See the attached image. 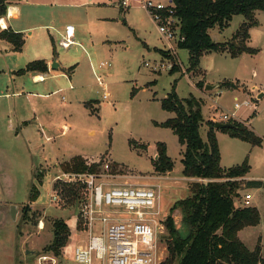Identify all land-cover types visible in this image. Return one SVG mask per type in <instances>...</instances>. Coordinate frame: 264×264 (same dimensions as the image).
Here are the masks:
<instances>
[{
  "label": "rangeland",
  "instance_id": "374dc122",
  "mask_svg": "<svg viewBox=\"0 0 264 264\" xmlns=\"http://www.w3.org/2000/svg\"><path fill=\"white\" fill-rule=\"evenodd\" d=\"M15 1L21 10L17 22L29 26L25 33L31 31L32 35L22 52L5 53L8 43L0 40V264H40V256H46L43 264H76L73 248L87 237L86 226L78 216L83 188L58 177L64 172L62 164L76 155L83 156L88 163H97L95 174L99 181L152 188L165 219L177 200L192 194L193 184L201 180L182 176L183 147L178 146L171 129L153 124L174 115L160 107V99L172 87L183 99L189 95L201 97L199 90L203 91L204 87L196 86V82L203 79L210 85L219 84L217 81L223 79L243 83L244 87L237 85L243 90L242 94L236 93L239 99L263 93L256 101L252 100L258 109L250 117L249 127L264 133V10L255 12L258 25L250 28L248 45L258 50L255 54L231 57L225 52H207L200 57L199 65L190 69L188 51L177 48L183 68L170 73L153 71L144 65L160 59L154 47L163 50L165 41L142 7V0H125V5H121V0ZM243 21L244 17L238 14L232 16L225 28L209 29L212 40L230 41ZM66 24L74 26L76 41L63 49L57 43ZM54 47L55 56L59 53L62 64L75 67L70 79L48 75L45 83L50 89L46 92L55 89L54 83H59L62 89L44 96L38 94L44 83L34 81L29 72L17 74L15 71L33 60L28 58L36 48L41 57L50 59L54 56ZM100 62L109 65L100 67ZM96 76L101 77L105 90L97 84ZM212 90L215 95L206 100L203 109L206 118L231 109L235 95L225 92L224 87ZM105 91L108 96L103 98ZM79 100L91 101L96 109ZM216 106L219 107L213 110ZM252 109L243 107L238 114L245 116ZM33 110L36 120L19 129L16 116L30 112L31 120ZM253 117L257 119L252 124ZM36 122L47 127L45 134ZM206 130L204 121L199 129L203 139ZM215 130L221 167L237 165L247 156L250 175L264 176L263 136L261 145L253 146L220 129ZM157 142L165 144L174 162L170 172L154 171L152 158L156 156ZM141 144L147 148L142 149ZM33 185L39 194L35 201H29ZM245 193L252 194L250 206L259 208L261 220L256 226L243 229L247 233L243 239L250 249L258 244L264 257V188H248L243 190L242 194ZM53 195L57 200L51 199ZM238 203H243L242 195ZM11 205H16L14 220L10 216ZM26 205L28 210L23 209ZM172 216L178 228L184 230L179 209ZM55 220L64 221L68 228L66 243L59 247L58 255L48 249L53 241ZM98 230V226L93 227L94 233ZM165 236L164 226L158 243L160 251L167 254Z\"/></svg>",
  "mask_w": 264,
  "mask_h": 264
},
{
  "label": "trees",
  "instance_id": "16d2710c",
  "mask_svg": "<svg viewBox=\"0 0 264 264\" xmlns=\"http://www.w3.org/2000/svg\"><path fill=\"white\" fill-rule=\"evenodd\" d=\"M174 16L179 21L180 38L177 47L189 53V68L199 64L200 57L207 52H225L231 57L241 53L255 54L258 50L246 45L249 29L258 25L255 12L264 10V0H169ZM121 2V1H120ZM9 0H0V17L5 15ZM242 15L244 21L233 33L231 40L213 41L209 29L225 28L232 16ZM0 40L11 44L13 51H19L24 43L21 32L10 28L0 30ZM161 55L167 52L161 49ZM174 67L170 73L177 71ZM44 59L29 61L17 70L22 74L28 71L46 72ZM196 86L203 87L202 81ZM219 87L236 88V84L223 80ZM134 94V90L131 91ZM160 107L174 115L162 122L154 121L156 126L166 127L176 135L183 146L181 163L182 176L200 179L193 184L192 194L177 200L170 208V214L164 220L166 257L161 264H264L261 249L256 244L252 249L238 237V232L247 226H256L260 214L255 206L239 204L243 190L264 187V180H244L249 171L247 157L228 168L220 166V154L215 137L214 122L206 120V140L199 129L203 123L201 113L202 100L193 95L180 99L172 87L171 91L160 99ZM255 113V112H254ZM253 113V114H254ZM231 129H222L231 137L246 141L253 146H260L262 138L256 135L244 123L234 122ZM137 146L133 141L129 142ZM146 149L145 144H141ZM154 171L163 174L173 169L174 162L168 156L163 142L156 143V157L152 158ZM64 172L95 173L97 163H88L83 156L76 155L62 164ZM71 190V189H70ZM38 189L33 185L29 201L38 197ZM28 205L23 209L28 210ZM181 213L180 230L173 219L172 212ZM184 232V234L182 233ZM68 237V228L64 221L53 222V241L49 246L54 254H59Z\"/></svg>",
  "mask_w": 264,
  "mask_h": 264
},
{
  "label": "built area",
  "instance_id": "2783aa9c",
  "mask_svg": "<svg viewBox=\"0 0 264 264\" xmlns=\"http://www.w3.org/2000/svg\"><path fill=\"white\" fill-rule=\"evenodd\" d=\"M121 0V5H125ZM142 7L156 24L160 36L164 39V51L167 56L144 65L153 71H169L174 67L183 68L176 49L179 34V21L174 16L170 1L166 4L152 0H142ZM74 26L67 24L58 40V46L66 49L74 41ZM109 64L100 62V67ZM99 86H103L100 76H96ZM107 94H103L106 98ZM256 96L239 99L233 97L231 109L222 110L213 122H240L249 127L248 121L255 111ZM243 107H252L247 119H241L238 111ZM66 183L83 188V195L78 203V216L86 226L87 237L84 244L74 246L72 257L76 264H161L166 257L160 251L158 237L164 227L165 218L156 204L157 194L146 186L123 185L102 182L95 173L63 172L58 176ZM53 201L57 196H51ZM251 194L243 197V205H250ZM98 226V233L93 227ZM166 250V248H165ZM164 254V256H163ZM46 256H40L43 264Z\"/></svg>",
  "mask_w": 264,
  "mask_h": 264
},
{
  "label": "crops",
  "instance_id": "0c3cea01",
  "mask_svg": "<svg viewBox=\"0 0 264 264\" xmlns=\"http://www.w3.org/2000/svg\"><path fill=\"white\" fill-rule=\"evenodd\" d=\"M37 2V1H36ZM97 5H100V2H97L96 3ZM20 12H21V10H20V7H19V5H18V3H17V1H15V0H9V4H8V6H7V9H6V13H5V15H3L2 17H0V21H2V23H0V30H3V29H6V28H10L12 31H14V32H21L22 33V38H23V41H24V43H23V45H22V47H21V49L19 50V51H13V50H11V44L9 43V42H7V41H5V40H1V41H5V42H7L8 43V45L6 46V48H4V52L5 53H11V52H22L23 50H24V47L25 46H27V43H28V41H29V39H30V37H31V35H32V32L31 31H28L27 33H25V31L26 30H28V29H30V27L29 26H23V25H20V23H18L17 22V20L20 18ZM67 25V24H66ZM63 32H64V29L63 30H61L60 31V34L62 35L63 34ZM74 37H75V32H74ZM75 40V39H74ZM251 40V33H250V29H249V38L247 39V41H246V45L247 46H249L248 45V43H249V41ZM76 41V40H75ZM146 46V45H145ZM30 47V46H29ZM148 47V46H147ZM250 47V46H249ZM150 48V47H149ZM154 49L155 50H157L158 48L157 47H154ZM160 49V48H159ZM163 50H164V46H163V48H162ZM158 51V50H157ZM159 53H160V55H161V51H158ZM176 53H177V51H176ZM54 56H52L50 59L49 58H43V57H41V56H43V55H40V53H39V50L36 48L35 50H34V52H32V57H30V58H28V59H33V60H36V59H44L45 60V62H46V66H47V70H46V72H39V71H28L29 72V74H31L32 75V78L34 79V81H40L41 83H44V84H42L40 87H39V90L41 91V93H38V94H41V95H44V96H47V95H49V94H51L52 92H58V91H61V89H62V87H60V84L59 83H54L53 84V86H54V90L53 91H51L50 93H49V91L48 92H46V90H48V89H50V85L49 84H47V83H45L46 82V78L48 77V75L50 76V78H59V77H64V78H66L67 79V76L69 77V79H70V74L74 71L73 70V68L75 67L73 64L71 65L70 63H66V64H62L61 63V61H59V53H56L57 54V56H55V47H54ZM227 54V53H226ZM228 55V54H227ZM178 56V55H177ZM32 61V60H31ZM200 61V60H199ZM29 62V61H28ZM27 62V63H28ZM64 62V61H63ZM66 62V61H65ZM73 62V61H72ZM26 63V64H27ZM25 64V65H26ZM199 65V64H198ZM23 68V67H22ZM19 69H21V68H19ZM18 69V70H19ZM15 73H17V70L15 71ZM17 74H19V73H17ZM223 80H229V81H232L234 84H236V86L237 85H242L243 87H244V84L243 83H239L238 81H236V80H234V79H223ZM222 80V81H223ZM201 81H203V84H204V86H205V84H212V83H210L209 81H207V80H201ZM218 83H220L221 81H217ZM106 84V83H105ZM57 86V87H56ZM104 86V85H103ZM102 86V87H103ZM106 86V85H105ZM203 86V87H204ZM70 87H71V85H70ZM101 88V87H100ZM104 88V87H103ZM252 88H254V86L252 87ZM102 89V88H101ZM198 89V88H197ZM245 89H247L246 87H245ZM104 90H105V88H104ZM199 90V89H198ZM224 90H225V92H229V91H231V92H233L235 95H233V97H237V95H236V93H241L242 94V88H239V87H236V88H234V89H228V88H224ZM248 90V89H247ZM249 92H251L250 90H248ZM246 92V94H248L249 92ZM29 92V91H28ZM27 92V93H28ZM135 92V91H134ZM199 92L201 93V97H198V98H200L201 100H202V107H201V113H202V117H203V123H204V121H206V119L208 118L209 120H211L210 118L212 117L211 115H209L210 117H205L204 116V112H203V109H204V106H205V102H206V100L207 99H210V98H212L213 97V95H215L214 94V91L213 90H210V91H206V90H204V88H203V91H202V89H201V91L199 90ZM205 92H208V93H205ZM104 93H106L107 94V92L105 91ZM103 93V94H104ZM220 94L221 93H219L218 95L220 96ZM263 95V93H258L257 95H256V98L257 97H261ZM108 96V95H107ZM233 99V98H232ZM79 102H81V103H83L84 105H88V106H90V107H92L93 109H96V108H94L93 107V103L91 102V101H83V100H79ZM210 107H211V105H209ZM217 107H219V106H216V107H213V110H216V108ZM258 109V106H257V104H256V106H255V113H256V110ZM227 110H229V109H227ZM251 113H252V110L247 114H245V116H241V115H239L240 116V118L241 119H247L250 115H251ZM32 115H33V118L30 120L29 118H30V112L28 113V114H24L22 117L21 116H19V115H17L16 116V119H17V124L19 125V129H21L22 127H23V125L24 124H26V126H29V124L32 122V120H34L35 118H36V115H35V112H34V110L32 111ZM254 115V114H253ZM252 115V116H253ZM251 116V117H252ZM257 119V117H253L252 118V124H253V122L255 121ZM36 120V119H35ZM250 121L251 120H249V125H250ZM37 122H38V119H37ZM36 122V123H37ZM160 122H162V121H160ZM20 125H22V126H20ZM37 125H39V127L41 128L40 130L42 131V133L43 134H45V132L48 130L47 129V127H42V126H40V123H37ZM250 128V127H249ZM251 130L256 134V135H258V136H260V137H264V133H261L262 131H255L254 129H253V127H251ZM207 131V130H206ZM215 137H216V130H215ZM231 137V136H230ZM46 138H49L48 136H46ZM177 138V137H176ZM232 138H235V137H232ZM203 139V138H202ZM203 140H206V133H205V139H203ZM217 140V139H216ZM177 144H178V146H180L179 145V143H178V141H177ZM217 145H218V141H217ZM181 147V146H180ZM183 147V146H182ZM218 149H219V146H218ZM166 151H167V147H166ZM167 154H168V151H167ZM219 154H220V150H219ZM169 156V155H168ZM247 157V156H246ZM171 158V157H170ZM221 158V157H220ZM247 159H248V157H247ZM249 163V167H250V169H249V171L246 173V175L243 177V179L244 180H264V176L263 177H254V176H251L250 175V170H251V164H250V162H248ZM170 172V171H169ZM261 188H264V187H261ZM259 189V188H258ZM249 194H251V193H249ZM252 194H251V199H252ZM257 209H258V211H259V208L257 207V206H255ZM2 211V210H1ZM3 213H4V210H3ZM259 214H260V211H259ZM260 220H261V216H260ZM260 222V221H259ZM263 225H264V222H263ZM247 227H254V226H247ZM244 228H246V227H244ZM243 228V229H244ZM243 229H241L239 232H238V237L240 238V240L246 245V243H245V239H246V235H247V233L243 230ZM245 232V233H244ZM244 233V234H243ZM243 235V236H242ZM243 237L245 238V239H243ZM86 242V240L85 241H83L81 244H84ZM247 246V245H246ZM248 247V246H247Z\"/></svg>",
  "mask_w": 264,
  "mask_h": 264
},
{
  "label": "water",
  "instance_id": "95a60500",
  "mask_svg": "<svg viewBox=\"0 0 264 264\" xmlns=\"http://www.w3.org/2000/svg\"><path fill=\"white\" fill-rule=\"evenodd\" d=\"M216 87H219V84H213V85H210V84H206L205 86H204V88L206 89V90H212V89H214V88H216ZM234 127V124L233 123H230V122H225V123H223V122H214V128L215 129H220V130H222V129H231V128H233ZM156 157V156H155ZM16 205H11L10 206V216H11V218H12V220H14L15 219V216H16ZM29 252V250H27V253Z\"/></svg>",
  "mask_w": 264,
  "mask_h": 264
},
{
  "label": "snow or ice",
  "instance_id": "6c2138e0",
  "mask_svg": "<svg viewBox=\"0 0 264 264\" xmlns=\"http://www.w3.org/2000/svg\"><path fill=\"white\" fill-rule=\"evenodd\" d=\"M0 23H2V21H0Z\"/></svg>",
  "mask_w": 264,
  "mask_h": 264
}]
</instances>
